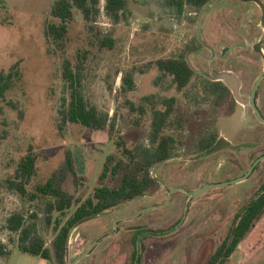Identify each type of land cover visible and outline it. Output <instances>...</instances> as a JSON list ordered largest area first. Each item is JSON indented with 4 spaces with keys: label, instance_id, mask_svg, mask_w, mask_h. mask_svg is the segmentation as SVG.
I'll return each instance as SVG.
<instances>
[{
    "label": "rangeland",
    "instance_id": "1",
    "mask_svg": "<svg viewBox=\"0 0 264 264\" xmlns=\"http://www.w3.org/2000/svg\"><path fill=\"white\" fill-rule=\"evenodd\" d=\"M53 1L0 0V71L9 70L17 62L22 69L21 80L4 98L0 97V240L10 250L0 263L52 264L41 256L20 251L18 234L6 228L9 216L30 205L1 183L14 173L30 148L38 154L35 183L46 181L60 170L65 174V189L87 197L99 182L105 159L115 149V140L123 137L129 146L147 145L151 105L161 107L163 98L174 96L178 99L176 112L189 120L180 133L183 144L176 157L153 169L159 184L147 194L157 189L161 194L133 199L80 224L70 236L68 261L106 233L111 234L117 221L140 214L122 223L120 234L104 238L78 264H125L127 254L134 248L128 228L144 224L155 229L157 235L145 241L151 254H144L143 264H205L227 236L238 211L264 183L263 161L243 182L213 188L197 197L190 195L206 184L243 176L264 154V124L251 108L246 110L233 95L221 106L204 100L205 82L224 72L238 77L241 96L249 100L255 79L264 68L261 58H240L231 49V0H213L199 12L188 9L182 15L166 7V0H128L119 21L107 15L106 0H100L101 11L95 24L103 35L113 38V47L100 48L83 15L76 10L64 54L55 52L45 35ZM194 40L201 47L189 54V60L197 74L181 92L171 77H162L150 63L175 55ZM83 47L93 50L85 92L116 119L115 131L91 130L78 124H70L65 134L58 130L63 96L61 62L65 56L74 58ZM130 71L135 88L124 92V77ZM140 105L146 108L145 113ZM259 105L264 111V85ZM206 130L217 131L232 145H253L238 150L224 147L204 157L194 155L191 148ZM67 149L73 152L78 178L65 166ZM227 264H264V214Z\"/></svg>",
    "mask_w": 264,
    "mask_h": 264
},
{
    "label": "trees",
    "instance_id": "2",
    "mask_svg": "<svg viewBox=\"0 0 264 264\" xmlns=\"http://www.w3.org/2000/svg\"><path fill=\"white\" fill-rule=\"evenodd\" d=\"M211 1L213 0H166L165 5L175 8L178 15H182L188 9L199 12ZM127 7L128 0H106L105 3L107 15L115 21L121 19V13ZM76 10L83 15L96 44L100 48H112L113 38L103 35L95 24L101 11L100 0H54L51 19L46 21L45 27L46 38L54 51L66 53ZM200 47V43L194 40L175 55L158 58L150 64L158 68L162 77H171L179 91H185L197 74L191 65L189 54ZM92 59L93 50L83 47L78 49L74 58L65 56L61 62L63 96L57 118L61 134L67 133L70 124H78L91 130L116 129V119L94 104L85 92V81ZM21 78L19 62L9 70H1L0 97L4 98L7 91ZM124 82L127 85L124 92L135 88L132 71L126 73ZM203 91L204 100H211L216 106H221L232 95L223 81L211 79L205 82ZM177 102L178 99L173 96L163 98L161 107L156 103L151 105L152 124L147 145L140 143L129 146L123 137L115 140V149L105 159L99 182L87 197L76 196L65 189V174L60 170L46 181L35 183L38 154L30 148L21 157L14 173L1 183L3 187L17 193L24 204L30 205L28 209L13 213L6 222V228L11 233L18 234L19 250L29 255L41 256L52 264H68L73 260L68 261L73 228L156 188L159 179L153 175V169L176 157L183 144L180 133L189 120L176 112ZM139 109L142 113L146 112L144 105H140ZM219 139L217 131H204L191 148L193 154L206 151ZM65 166L78 178L71 149L66 150ZM70 210L73 212L68 215ZM263 214L264 183L238 211L227 236L205 264H227ZM50 233H53L51 240ZM9 253L7 244L0 240V258Z\"/></svg>",
    "mask_w": 264,
    "mask_h": 264
},
{
    "label": "flooded vegetation",
    "instance_id": "3",
    "mask_svg": "<svg viewBox=\"0 0 264 264\" xmlns=\"http://www.w3.org/2000/svg\"><path fill=\"white\" fill-rule=\"evenodd\" d=\"M230 18H231L230 22H231V39H232L231 49H234L238 54V57L240 58L259 57L262 60H264V0H231ZM258 35L259 37H257ZM256 37L257 39L254 40V38ZM260 49L262 51H260ZM262 71H264V68L262 69ZM263 85H264V81L257 93L256 103L260 111L264 115V112L263 110H261V107L259 105V95H260V90L263 88ZM239 86H240V82H239ZM228 88L231 90L229 86ZM157 194H159V189L152 192L151 194L146 193L138 198L156 196ZM139 216L140 214L139 215L137 214L130 218H125L124 220L117 221V230H115L114 227L111 230L112 235L109 236L108 238H112L115 234L121 233L122 223L130 221L134 218H138ZM128 231L131 234L130 240L133 243L134 248L131 250V252L127 254V260H124L125 262L123 263L143 264V259H145L144 254L145 255H148V253L151 254L150 246H146L145 241L147 239L151 240L155 238L157 232L155 229L151 228V226L147 224L133 225L128 228ZM107 234L109 235V233H106L105 235ZM109 255L111 256V254ZM118 264H122V262L120 263L118 262Z\"/></svg>",
    "mask_w": 264,
    "mask_h": 264
},
{
    "label": "water",
    "instance_id": "4",
    "mask_svg": "<svg viewBox=\"0 0 264 264\" xmlns=\"http://www.w3.org/2000/svg\"><path fill=\"white\" fill-rule=\"evenodd\" d=\"M260 51H262L260 49ZM214 81H223L225 82L232 90L233 96L236 99L237 102L243 104L246 108V110L251 107L257 117V119L264 124V115L262 114V112L260 111L257 103H256V98H257V93L264 81V71H262L258 77L256 78V81L253 85V88L251 90V94L249 96V100H245L242 98L241 93H240V86H239V79L238 77L231 73V72H224L221 74H215L214 76ZM253 144L251 143H245L242 145H232L228 140H226L225 138H220L219 140L216 141V143L210 147L209 149H207L206 151L202 152L199 154L200 157H204L206 155H210L224 147H232L235 150L240 149L241 147L244 146H252ZM264 161V154L260 157H258L253 164L249 167V169L247 170V172L241 176L236 178L233 181H228V182H224V183H209L206 184L202 187H199L198 189L190 192V195L192 197H197L207 191H209L210 189L213 188H218V187H224V186H228L230 184H235V183H240L245 181L247 178H249V176L254 172L255 168ZM171 195H172V191H171ZM152 209V208H150ZM148 209V210H150ZM76 228V227H75ZM73 228L71 231V234L73 232V230L75 229ZM115 230H117V222L115 223ZM112 234H109L107 236H105L104 238H108L109 236H111ZM103 238V239H104ZM99 240L98 242H96L95 244H93L90 248H88L87 250H85L84 252L78 254L72 261H70L68 264H78L82 259H84L86 256L90 255V253L92 252V250L103 240Z\"/></svg>",
    "mask_w": 264,
    "mask_h": 264
}]
</instances>
